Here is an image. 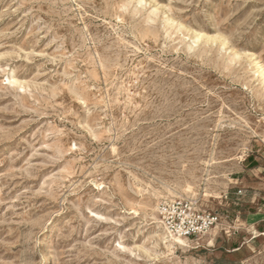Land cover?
<instances>
[{
	"label": "rangeland",
	"instance_id": "374dc122",
	"mask_svg": "<svg viewBox=\"0 0 264 264\" xmlns=\"http://www.w3.org/2000/svg\"><path fill=\"white\" fill-rule=\"evenodd\" d=\"M251 160L264 0H0V264H264ZM174 198L220 223L170 241Z\"/></svg>",
	"mask_w": 264,
	"mask_h": 264
},
{
	"label": "built area",
	"instance_id": "2783aa9c",
	"mask_svg": "<svg viewBox=\"0 0 264 264\" xmlns=\"http://www.w3.org/2000/svg\"><path fill=\"white\" fill-rule=\"evenodd\" d=\"M243 195L244 191L238 190ZM158 219L171 236L189 239L208 233L221 220L218 211L201 209L195 199L174 198L159 203Z\"/></svg>",
	"mask_w": 264,
	"mask_h": 264
},
{
	"label": "crops",
	"instance_id": "0c3cea01",
	"mask_svg": "<svg viewBox=\"0 0 264 264\" xmlns=\"http://www.w3.org/2000/svg\"><path fill=\"white\" fill-rule=\"evenodd\" d=\"M252 160L242 165V173L233 180L238 182L235 188H244L248 195L252 197H241L244 206L241 223L243 228L254 230L260 236H264V169L251 166ZM230 194L236 195L235 189H231ZM251 209V210H250ZM237 218V219H239Z\"/></svg>",
	"mask_w": 264,
	"mask_h": 264
},
{
	"label": "bare ground",
	"instance_id": "6f19581e",
	"mask_svg": "<svg viewBox=\"0 0 264 264\" xmlns=\"http://www.w3.org/2000/svg\"><path fill=\"white\" fill-rule=\"evenodd\" d=\"M157 222L160 224V227H162V229L164 230V232L167 234L166 237H168L170 239V241L172 242H175V243H178V244H185L186 243V239L185 238H182V237H177V236H171L169 235L166 230L164 229L163 225L160 223V220L158 219Z\"/></svg>",
	"mask_w": 264,
	"mask_h": 264
}]
</instances>
